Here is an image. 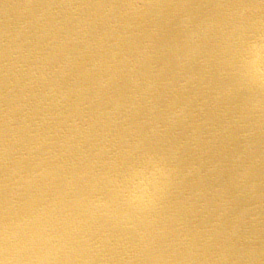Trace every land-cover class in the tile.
Here are the masks:
<instances>
[{"label": "bare ground", "instance_id": "6f19581e", "mask_svg": "<svg viewBox=\"0 0 264 264\" xmlns=\"http://www.w3.org/2000/svg\"><path fill=\"white\" fill-rule=\"evenodd\" d=\"M112 3L0 0V108L11 58L20 129L11 179L0 159V204L10 193L19 211L47 199L61 230L80 229L104 249L96 264H149L125 254L149 223L157 245L176 249L173 264H264V111H242L247 90L220 94L236 78L234 50L264 24V4L171 0L163 17L134 18L112 13ZM34 67L60 70L30 86ZM102 72L114 74L109 87ZM144 151L175 169L151 215L121 222L86 212L72 195ZM33 170L44 175L30 186Z\"/></svg>", "mask_w": 264, "mask_h": 264}, {"label": "clouds", "instance_id": "9594fccd", "mask_svg": "<svg viewBox=\"0 0 264 264\" xmlns=\"http://www.w3.org/2000/svg\"><path fill=\"white\" fill-rule=\"evenodd\" d=\"M171 0H128L118 2L113 0L110 11L123 16L163 17L167 13V5ZM243 4V0H238ZM264 4V0H261ZM52 4L43 9L42 15H47ZM242 15V13H241ZM132 27L131 24L128 25ZM185 28H190L185 24ZM237 31L243 32V24ZM192 35H195L193 33ZM245 45L243 54L237 55L240 44ZM232 54L237 72L236 78H225L221 88V95L228 97L234 92L247 90L249 96L242 111L257 113L264 111V61L261 52L264 49V24L256 29L255 33L241 42ZM11 49V45H9ZM19 69L10 58L7 82V105L0 108V159L9 164V179L16 175L11 167L17 154L19 121L17 120L16 89L18 81L15 80ZM60 69H47L34 67L25 72L30 86L39 81H48ZM95 71V70H90ZM103 80L102 87H109L114 74L100 73ZM30 152L39 151V148H30ZM39 167V165L37 166ZM44 175V170L33 172L25 183L32 185L33 181ZM175 169L163 158L150 157L148 165L136 172L127 185L113 182L114 197L106 198L97 192V185L89 187H76L72 195L78 198L85 211L91 214L102 213L110 215L121 222H133L140 217L151 215L160 205L161 201L174 187ZM67 195V194H65ZM18 201L14 193L0 204V264H96L97 257L104 249L97 244L89 243L80 229H66L58 227L55 216V207L47 199L40 200L38 204L28 207V212L21 215L18 210ZM151 223L145 226L140 234L139 243L125 249V254L135 253L143 255L149 264H173V257L177 255L176 249L171 245H157L151 232ZM189 247L188 255L196 256L199 249ZM228 248H222L220 254L228 259Z\"/></svg>", "mask_w": 264, "mask_h": 264}, {"label": "snow or ice", "instance_id": "6c2138e0", "mask_svg": "<svg viewBox=\"0 0 264 264\" xmlns=\"http://www.w3.org/2000/svg\"><path fill=\"white\" fill-rule=\"evenodd\" d=\"M245 45L243 43L239 46L237 55H242ZM262 61H264V49L261 52ZM150 157H157L154 153L149 151L140 152L129 155L120 160L116 165L103 169L98 173L99 180L97 183V192L106 198L112 199L114 197L113 182L127 185L133 175L143 170L149 163ZM28 212V207L20 211L21 215Z\"/></svg>", "mask_w": 264, "mask_h": 264}]
</instances>
